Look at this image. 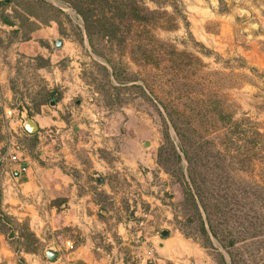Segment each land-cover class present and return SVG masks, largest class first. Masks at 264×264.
I'll list each match as a JSON object with an SVG mask.
<instances>
[{"label":"rangeland","instance_id":"obj_1","mask_svg":"<svg viewBox=\"0 0 264 264\" xmlns=\"http://www.w3.org/2000/svg\"><path fill=\"white\" fill-rule=\"evenodd\" d=\"M16 1L7 5L6 11L17 25L0 21V79H10L20 98L14 104L24 112L28 105L36 109V103L45 97L44 88L55 89L44 109L49 113L51 100H55L53 105H59L69 132L55 136V142L51 137L49 142L54 147L69 144L86 165L85 179L80 170H70L82 186L92 189L91 162L81 144L93 141L98 147L94 149L111 162L107 177L114 196L125 208L118 217L136 220L141 214H136L137 206L147 213L141 232L136 234L138 226H129L136 234L132 239L136 250L132 256L126 254L128 264H221V255L227 264H232V259L235 264H264V0H139L159 13L144 27L135 26L126 47L106 38L95 39L99 53L86 35L80 41L78 29L83 28V20L76 10L64 0H48L63 9L69 21L59 15L65 32L54 20L40 24L51 36L36 41L47 47L44 54L53 59L41 71L35 60L40 53L20 52L17 46L25 38L14 31L21 21L15 17ZM2 8L0 5V11ZM29 27L26 23L25 31ZM159 41L172 43L185 58L200 59L198 73L188 75L166 66L161 59L165 54L158 51ZM16 46V51L12 50ZM141 46L153 48L156 57L159 52L160 66H156L155 57L142 59ZM110 61L132 79L123 84L107 79L103 66L112 71ZM211 87L217 99H222L225 115L204 116L200 111L194 97ZM64 97L66 104L61 101ZM164 105L182 126L183 137L174 130ZM166 122L181 160L164 138ZM3 125L0 119V133ZM257 141L263 146H257ZM26 143L33 145L27 139ZM180 143L190 150L193 165L184 157ZM7 160L1 162L2 167ZM191 177L198 183L203 205ZM187 186L196 194L198 208ZM100 199L106 200L103 195ZM201 217L206 227L210 229L211 223L218 234L211 235L212 245L201 232ZM151 225L156 241L150 238ZM163 230L168 231L166 237ZM0 232L7 240V245L0 242V264H28L24 251L29 253L30 264H58L45 253L51 248L62 252L60 263H67L81 241L80 234L69 228L56 235L61 246L41 242L28 220L19 221L2 210ZM66 238L73 239V249Z\"/></svg>","mask_w":264,"mask_h":264},{"label":"crops","instance_id":"obj_2","mask_svg":"<svg viewBox=\"0 0 264 264\" xmlns=\"http://www.w3.org/2000/svg\"><path fill=\"white\" fill-rule=\"evenodd\" d=\"M39 27L30 31L29 37L18 42L17 46L20 52L34 53L30 55L40 53L49 59L44 54L47 47L36 39L37 37L47 39L51 33ZM18 33L24 39L22 30ZM17 46L12 50L16 51ZM49 60L52 64L53 59ZM45 68L46 66H37L38 71ZM10 75L12 76V73ZM0 84L4 86V92L0 93V119L4 121L0 133V157L8 159L6 167H2L0 163V172H4L0 174L2 175L0 210L19 221L28 220L30 228L41 242L58 243L61 246L62 240L59 241L56 235L69 228L80 234L81 241L71 251L72 255L67 258L69 260L67 263H60L58 258L62 252L58 251L59 255L55 259L58 264H108L110 260L120 258L122 255L132 256L130 253L136 250L132 239L141 231L139 226L136 228L135 219L118 217V213L125 211V208L114 196L115 192L107 177L112 170L110 160L102 156L99 149H94L98 147L93 141L83 142L81 146L87 149L95 186L92 189L82 186L70 169L74 167L75 170H80L83 175L81 178L84 180L86 173L84 162L76 157L69 144L62 141L63 145L54 147L53 143L49 142L51 137L55 142V136L64 137L69 132V124L63 118L59 105H53L55 102L51 100L53 108H49V113L44 109L47 103L42 104L40 110L28 105L25 112L30 114L38 126L36 132H29L25 126V112L15 106L20 98L12 90L10 79H0ZM62 99L63 104L68 102L66 97ZM9 109H13L12 115H8ZM18 138L24 141L20 140L18 143ZM26 139L33 145L27 144ZM17 144L19 148L16 147ZM107 149L111 150L110 147ZM14 153L20 156L19 161L10 159V155ZM23 167L26 169L23 170ZM98 176L102 177L99 181ZM101 195L106 198L105 201L100 199ZM132 224L137 229L134 230L136 234L132 233V230L129 231ZM154 230L151 225L150 238L156 241ZM66 239L67 243L71 241L74 245L73 239ZM0 242L7 245L3 232H0ZM98 246L103 250H98ZM142 248L144 250L145 245L140 249ZM46 251L47 249L45 253ZM28 256L29 253L24 251V258L30 264Z\"/></svg>","mask_w":264,"mask_h":264},{"label":"trees","instance_id":"obj_3","mask_svg":"<svg viewBox=\"0 0 264 264\" xmlns=\"http://www.w3.org/2000/svg\"><path fill=\"white\" fill-rule=\"evenodd\" d=\"M13 1L14 0H0V5L3 6V8L0 11V21L3 24L11 25V26L17 25L15 20L12 19V15L6 11V6L11 4V2ZM64 1L68 3L69 6H71L76 10V12L81 16L83 20V28L78 29L80 41L83 42L85 39L84 35H86L90 45L92 46V49L98 53L99 51L96 47L95 39L106 38L107 40L114 42L120 47H126L129 34H131V31H133L136 28L135 26L142 25L144 27L145 24L151 22V20H153L156 17L157 13H159L158 11L152 10L147 6L140 4L139 0H64ZM15 4H16V8L14 9V13H16L15 17H17L21 21L20 24H18V28L14 31L19 32L20 30H22V34L24 38H28L30 31L38 28L41 23L48 24L51 20L56 21L60 29H62V31L65 32L64 22L59 15H64L66 18H68V14L63 9L56 6L52 2L48 0H22V1L17 0ZM32 17L34 20L32 19ZM26 23H27V27H28V23L30 25L29 31L28 30L25 31L24 29V25ZM157 44L160 46V49H158V51L160 50L162 53L165 54V57L163 58L161 57V59L165 61L166 66L176 67L178 69H181V71L186 72L188 75L198 73V70L201 67L200 59H198L197 57L194 58L192 55H189L199 63L196 66V64L192 61L194 59H192L191 57L185 58L181 53H179L176 50L175 46L172 43L159 41ZM147 48L148 47L143 48L142 59H145V61H149L150 58L155 57L156 66H160L161 61L159 57V52L157 51L158 57H156L155 50L152 51L153 48H150L149 50ZM179 56L182 58H179ZM35 60H38V64H37L38 67L49 66L51 64L49 59H46L41 55H38L35 58ZM111 64H112V71H109L108 67L103 66L106 70L107 79H115L117 82L121 84L126 83L125 79H132L130 76H127V74H123L122 72H120L119 71L120 67H117L115 63L111 62ZM139 87L142 89L141 86ZM44 89H45V97L40 99V101L36 103V110H40V106L42 104L47 103L51 95L55 93V89H49L47 87ZM194 98L197 100L196 103H200V108H201L200 111L204 113V116L212 113H214L217 116L224 113L222 103L220 102L222 101V99L221 100L217 99L218 96H216L215 89H212V87L209 88L205 94H202L200 96L197 95V97ZM58 100L59 98L57 99V101ZM164 108L172 126L174 127V130L181 137H183V131H182L183 128L182 126L178 125L177 121L173 116V113L169 109L170 107L164 105ZM223 115H225V113ZM222 123L224 124L223 121ZM164 138L167 141V143L171 145L173 151L177 154L176 155L177 158L181 160V154L176 150V145L174 144V141L171 139L170 126L167 122L165 123ZM257 142H258L256 144L257 146H259V144L260 147L263 146L260 141ZM179 146L181 151L184 153V157L188 160L189 165H193L194 159L188 147L185 146L183 143H180ZM163 147L164 145L160 147L158 153L160 162H162L161 151ZM191 178H192L191 181L193 188L196 190V194L200 199V201L202 202L199 194L197 193L199 190L198 183L196 182L195 178L193 177ZM101 179L102 177L97 178L98 181ZM185 183L188 184L189 182L185 181ZM187 192L190 198L195 203V206L198 208V203L196 202V194L192 192L190 186H187ZM209 227L210 229L206 227L205 222L202 218L201 232L205 236L209 244L212 245L211 235L217 237L218 234L211 223ZM220 263L227 264L225 257L223 255H221ZM232 264H235L233 259H232Z\"/></svg>","mask_w":264,"mask_h":264},{"label":"built area","instance_id":"obj_4","mask_svg":"<svg viewBox=\"0 0 264 264\" xmlns=\"http://www.w3.org/2000/svg\"><path fill=\"white\" fill-rule=\"evenodd\" d=\"M7 113H8V115H12L13 109H9ZM10 159L12 161H19L20 156L17 153H14V154L10 155ZM3 160H4V158L0 157V163L3 162ZM24 169H26V168L23 167V170ZM137 210H141V209H138V206H137ZM136 214H138L137 211H136ZM137 216H138V218L136 219V225L139 226V231H141L142 228H140V227L145 226V224H146L145 218H147L148 215H147V213L141 212L140 217H139V215H137ZM67 244L69 245V249L74 248V245H73V243H71V241L68 242ZM97 248H98V250H103L102 247L98 246ZM69 253L70 252H68L67 254H69ZM108 264H128V261L125 258V255H122L120 258H114V259L110 260Z\"/></svg>","mask_w":264,"mask_h":264},{"label":"water","instance_id":"obj_5","mask_svg":"<svg viewBox=\"0 0 264 264\" xmlns=\"http://www.w3.org/2000/svg\"><path fill=\"white\" fill-rule=\"evenodd\" d=\"M56 43L58 45H61L62 41L57 40ZM52 102L54 103L55 101L53 100ZM24 119H25L26 129L29 132L33 133V132H36L38 130L37 123L30 117V114L28 112H25ZM145 143L148 144V141H146ZM162 235L166 237L168 235V231L163 230ZM47 255H48L49 259L53 261L58 257L59 252L57 250L51 248V249H47Z\"/></svg>","mask_w":264,"mask_h":264}]
</instances>
